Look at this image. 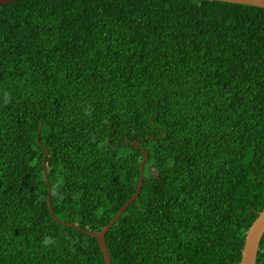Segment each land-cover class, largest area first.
<instances>
[{
  "label": "trees",
  "instance_id": "obj_1",
  "mask_svg": "<svg viewBox=\"0 0 264 264\" xmlns=\"http://www.w3.org/2000/svg\"><path fill=\"white\" fill-rule=\"evenodd\" d=\"M133 142L145 178L105 234L111 264H240L264 208V8L0 6V264H105L86 230L136 192Z\"/></svg>",
  "mask_w": 264,
  "mask_h": 264
},
{
  "label": "water",
  "instance_id": "obj_2",
  "mask_svg": "<svg viewBox=\"0 0 264 264\" xmlns=\"http://www.w3.org/2000/svg\"><path fill=\"white\" fill-rule=\"evenodd\" d=\"M15 1H19V0H0V6L15 2ZM217 1L229 2V3H235V4H243V5H251V6L264 8V0H217ZM132 144L144 153V158L142 159L140 163V168H139L140 177H139L136 192L120 207L116 215L109 221V223L102 230L98 232L86 230V233L93 236L97 240L99 247L102 251V254L104 256L105 264H111L110 255H109L108 248L105 242V234L116 223V221L119 219V217L124 212V210L134 200L138 199L140 191H141V187L143 184V180L145 178L144 165L148 159V152L143 147L137 145L135 142H133ZM47 154H48V151L46 150L42 165H43L44 175H45V178L48 184L47 201L49 205V210L51 214L55 217L53 213V209H52V203H51V197H50V186L48 182V175H47V169H46ZM57 220L61 223H64V224L66 223L68 225L78 227L76 224L63 222L59 219ZM263 235H264V208L258 213L257 217L253 220L248 230L246 231L245 238H244V246L241 251L240 264H256L257 253L260 248V242L262 240Z\"/></svg>",
  "mask_w": 264,
  "mask_h": 264
}]
</instances>
